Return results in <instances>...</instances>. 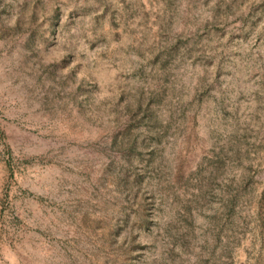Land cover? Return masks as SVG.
I'll use <instances>...</instances> for the list:
<instances>
[{
	"label": "rangeland",
	"instance_id": "rangeland-1",
	"mask_svg": "<svg viewBox=\"0 0 264 264\" xmlns=\"http://www.w3.org/2000/svg\"><path fill=\"white\" fill-rule=\"evenodd\" d=\"M0 264H264V0H0Z\"/></svg>",
	"mask_w": 264,
	"mask_h": 264
}]
</instances>
